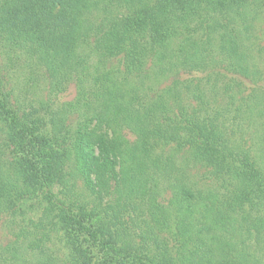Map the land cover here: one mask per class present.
<instances>
[{
	"label": "trees",
	"instance_id": "1",
	"mask_svg": "<svg viewBox=\"0 0 264 264\" xmlns=\"http://www.w3.org/2000/svg\"><path fill=\"white\" fill-rule=\"evenodd\" d=\"M250 3L256 0H0V217L26 200L44 201L32 251L45 257L52 232L80 231L103 252L99 264H252L249 241L253 231L264 233V160L249 154L238 171L227 162L200 83L190 96L178 79L224 58L255 75L217 19ZM18 71L41 72L52 90L75 80L111 137L89 129V119L74 126L65 108L25 105L11 86ZM162 77L171 83L160 88ZM158 87L154 103L139 96ZM167 149L217 180L234 171L233 189L225 196L173 178ZM16 241L0 246V264L26 263L29 253ZM67 244L73 263H87L77 239L69 235ZM48 255L38 264H62Z\"/></svg>",
	"mask_w": 264,
	"mask_h": 264
},
{
	"label": "rangeland",
	"instance_id": "2",
	"mask_svg": "<svg viewBox=\"0 0 264 264\" xmlns=\"http://www.w3.org/2000/svg\"><path fill=\"white\" fill-rule=\"evenodd\" d=\"M235 10L236 8L229 11L224 17L220 14L217 16L219 25L227 27L219 32L225 31L226 34L231 32L234 41L240 42L239 54L243 55L246 66L256 72L255 75L245 76L241 71H238L233 61L230 63L227 58H224V61H221L219 65H215L216 68L209 64V67L203 68L202 72L181 71L178 74V79L181 80L182 85L189 86L190 96L192 88L200 83L199 89H202L206 95L204 114H208L210 119H213L223 134L222 156H225L227 162L233 163V167L238 171L246 170L247 163L244 160L248 159L249 154L254 160L257 155L264 160V0H256V3L239 8V13H236ZM97 23L98 26L101 25L99 21ZM232 26L235 27L233 31ZM202 35L201 30L196 32V40H200ZM214 36L216 37L217 34ZM5 64V57L0 51V68ZM31 75L32 73L29 72L18 71L12 75L11 79V86L14 87L16 96L25 105L33 104L38 108L44 103L51 106L53 111L65 108L66 111L68 110L67 115L74 126L89 119L87 122L89 129L111 137L110 129L106 126L101 127V122L93 120L95 112L98 110L97 107L88 108L85 102L80 100L81 91L75 80L69 85L65 84L57 90H52L49 81L44 79L41 72H36L32 78ZM195 79H198V82ZM159 83L157 85L160 88L165 87L171 83V78L169 81V78L166 80L165 77H162L159 79ZM66 87L67 89H65ZM160 88L158 87L154 92L144 88L141 94L139 92V96L143 100L153 98L154 103L158 100L156 95L159 94ZM2 136L3 133L0 132V137ZM0 151H2V147ZM13 154L17 158L22 156L21 154L18 156L15 152ZM165 158L170 162L168 165L173 178L180 177L189 184L196 181L201 185V188L205 185L214 191L223 190L225 196L233 189L234 171L217 180L173 149H167ZM165 186V183L161 181L159 187L165 188ZM60 189L61 187H56L54 191L60 198H63L59 194ZM170 196V193L166 192L161 200L166 203ZM45 206L44 201L38 199L26 200L18 206V211L15 214L11 212L0 217V246L13 244L17 242L16 240L20 241L23 244L21 251L29 253L25 254V264H38L39 259L45 260L48 255L44 254V257L38 249L32 251L29 246L34 243L32 234L38 229ZM245 210L246 212L251 211V207L246 206ZM19 234L21 238L18 236ZM69 235L71 238L77 239L78 245L87 253V263L78 262L79 264L101 263L104 258L103 252L87 234L80 231L65 233L63 230L54 231L50 235V242L45 249L49 253L47 256L49 260L46 258L49 263L54 258L62 264H75L71 261L72 250L67 244ZM255 236V231H253V237L249 241V251L253 256L252 264H264V233L258 238Z\"/></svg>",
	"mask_w": 264,
	"mask_h": 264
}]
</instances>
